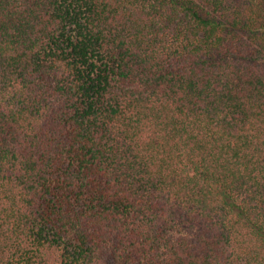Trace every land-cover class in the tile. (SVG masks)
Segmentation results:
<instances>
[{
    "label": "trees",
    "instance_id": "trees-1",
    "mask_svg": "<svg viewBox=\"0 0 264 264\" xmlns=\"http://www.w3.org/2000/svg\"><path fill=\"white\" fill-rule=\"evenodd\" d=\"M0 264H264V0H0Z\"/></svg>",
    "mask_w": 264,
    "mask_h": 264
}]
</instances>
